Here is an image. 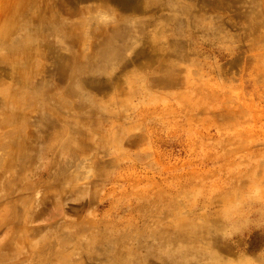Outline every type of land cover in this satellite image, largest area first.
<instances>
[{
	"label": "rangeland",
	"instance_id": "rangeland-1",
	"mask_svg": "<svg viewBox=\"0 0 264 264\" xmlns=\"http://www.w3.org/2000/svg\"><path fill=\"white\" fill-rule=\"evenodd\" d=\"M0 264H264V0H0Z\"/></svg>",
	"mask_w": 264,
	"mask_h": 264
}]
</instances>
